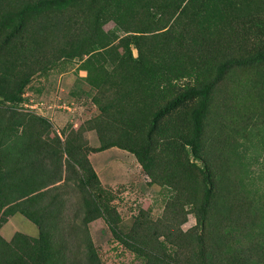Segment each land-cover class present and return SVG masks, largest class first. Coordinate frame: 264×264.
Returning a JSON list of instances; mask_svg holds the SVG:
<instances>
[{"label":"trees","instance_id":"obj_1","mask_svg":"<svg viewBox=\"0 0 264 264\" xmlns=\"http://www.w3.org/2000/svg\"><path fill=\"white\" fill-rule=\"evenodd\" d=\"M260 64L264 0H0V230L16 213L39 229L0 232V264H104L89 230L98 218L143 264H264V208L241 194L235 157L264 130V75L248 72ZM70 70L73 93L100 109L89 130L55 132L50 117L16 109L36 79L56 90ZM113 147L170 188L162 217L141 209L123 227L89 156ZM72 180L79 232L61 188Z\"/></svg>","mask_w":264,"mask_h":264},{"label":"rangeland","instance_id":"obj_2","mask_svg":"<svg viewBox=\"0 0 264 264\" xmlns=\"http://www.w3.org/2000/svg\"><path fill=\"white\" fill-rule=\"evenodd\" d=\"M115 27L113 20L103 25L106 31H110ZM134 53L137 55L136 50H134ZM252 70L248 72L264 75V65L262 64ZM239 73L242 77L245 76L242 69H239ZM47 78L40 77L36 79L32 88L27 90L30 93L29 96H26L28 105L25 103L20 104V106L16 105V109L34 110L48 117L52 115V112L53 115L55 113L53 121L58 128V131L55 130V132H60L61 127L64 125H66L67 130H71L75 123H78L77 127L82 125L83 128L89 130L87 129L88 121L93 120L100 113V109L91 97L92 95L73 93L71 87L76 77L72 72L60 77V81L55 85L56 90H59L58 93L52 87V82L49 84ZM39 85L43 87V90H46L45 87L47 88L43 94V90L40 92L33 90L34 86L38 87ZM262 94H264V91ZM1 103L0 100V105H2ZM261 126H256L254 130L248 132L249 140L243 142L239 147V152L235 153V157L239 159L238 170L243 173L241 176L245 177L244 184L239 187L241 194H245L248 200L253 199L255 206L261 205L264 208V133H262L264 130L259 132ZM54 135L53 131L52 136ZM85 138L92 146L99 144L95 131H86ZM89 156L103 186L114 195L112 205H115L120 212L123 227L128 228L131 226L141 209L149 210L154 219L163 216L171 190L168 186L151 184L150 178L132 153L113 147L100 152H91ZM74 181L64 182L61 188L67 193L65 196L69 199L67 201L68 224L77 228L79 232L80 228L84 227V207L82 195L76 189V181ZM255 208H257L256 215L263 219L264 213L260 215L259 208ZM195 224V216L189 214L188 221L182 225V229L186 231ZM89 230L104 264H143V261L133 251L115 239L103 218L92 221L89 224ZM16 231H23L35 236L38 235L39 229L24 215L16 213L9 218L6 228H1L0 232L8 235L10 232L14 234ZM257 233L259 234L258 231ZM80 237H82V234L77 238L79 244H81ZM251 239L253 237H247L245 243L252 244L253 240ZM81 253L82 248H79V256H81Z\"/></svg>","mask_w":264,"mask_h":264},{"label":"crops","instance_id":"obj_3","mask_svg":"<svg viewBox=\"0 0 264 264\" xmlns=\"http://www.w3.org/2000/svg\"><path fill=\"white\" fill-rule=\"evenodd\" d=\"M72 71L70 70V71H67L66 73H62V74H60V76H59V81H60V77H62L63 75H65V74H67V73H71ZM81 72H85L86 73V71H81ZM85 73H81L82 75H85ZM74 82V81H73ZM73 84V83H72ZM46 90H44V92H45ZM59 91V90H58ZM58 91H57V93H58ZM43 92V93H44ZM42 93V94H43ZM27 94H30L29 92H27ZM41 104H43V103H41ZM48 112H49V109H48ZM50 114V113H49ZM54 115H55V113H54ZM54 115H53V112H52V115L50 116V118L53 120V117H54ZM72 121H74L73 119H71ZM78 123H75L74 125H73V127L75 128V129H77L78 127ZM8 223V222H7ZM6 223V224H7ZM6 224L2 227V228H6ZM6 232V231H5ZM15 233V232H14ZM1 234H3L4 236H5V238H7V239H11V237L13 236V233H9L8 235H6V234H4V233H1Z\"/></svg>","mask_w":264,"mask_h":264},{"label":"clouds","instance_id":"obj_4","mask_svg":"<svg viewBox=\"0 0 264 264\" xmlns=\"http://www.w3.org/2000/svg\"><path fill=\"white\" fill-rule=\"evenodd\" d=\"M26 105H28L27 103H25Z\"/></svg>","mask_w":264,"mask_h":264}]
</instances>
